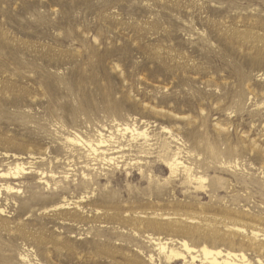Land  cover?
Returning <instances> with one entry per match:
<instances>
[{"label":"rangeland","instance_id":"rangeland-1","mask_svg":"<svg viewBox=\"0 0 264 264\" xmlns=\"http://www.w3.org/2000/svg\"><path fill=\"white\" fill-rule=\"evenodd\" d=\"M151 238L264 264V0H0V264Z\"/></svg>","mask_w":264,"mask_h":264},{"label":"bare ground","instance_id":"bare-ground-1","mask_svg":"<svg viewBox=\"0 0 264 264\" xmlns=\"http://www.w3.org/2000/svg\"><path fill=\"white\" fill-rule=\"evenodd\" d=\"M89 144L96 154L104 155L105 159H107L108 155H110L111 153L117 152L119 150L116 149L117 147L115 146L111 147V145L106 148V139H104L103 137H101L95 144L91 142ZM119 148L122 149V146H119ZM113 158L116 157H110L109 160ZM176 160L173 161V164L179 163ZM170 165L172 164L170 163ZM151 240L153 241V243H155L160 256L165 258V260L167 261L183 260L185 263L189 262L190 264H195L198 261L205 264H242L244 262L246 263V261L248 260L246 259V255L244 253H237L222 248H211L205 244L197 248L195 246H192L185 239L165 242L157 241V239L154 238H151Z\"/></svg>","mask_w":264,"mask_h":264}]
</instances>
